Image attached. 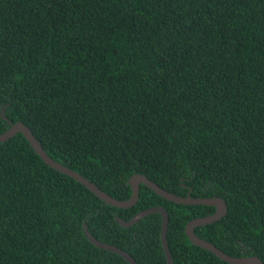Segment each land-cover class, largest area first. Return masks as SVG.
<instances>
[{
    "label": "trees",
    "instance_id": "trees-1",
    "mask_svg": "<svg viewBox=\"0 0 264 264\" xmlns=\"http://www.w3.org/2000/svg\"><path fill=\"white\" fill-rule=\"evenodd\" d=\"M23 122L57 162L119 200L142 174L178 196L221 197L195 233L264 262V0H0V134ZM228 264L193 245L194 218L144 185L129 209L51 167L19 133L0 143V264Z\"/></svg>",
    "mask_w": 264,
    "mask_h": 264
},
{
    "label": "water",
    "instance_id": "water-1",
    "mask_svg": "<svg viewBox=\"0 0 264 264\" xmlns=\"http://www.w3.org/2000/svg\"><path fill=\"white\" fill-rule=\"evenodd\" d=\"M2 119L6 120L10 124V128L5 132L0 134V143H5L9 139L13 138L17 134L21 133L25 139L30 143V146L33 148L35 153L44 161L47 166L51 167L52 169L67 175L68 177L74 179L76 182L80 183L84 187H86L90 192L95 194L99 199H101L105 204L120 208V209H129L132 208L134 205L137 204L140 198V188L141 185L146 186L153 192H155L158 196L163 199L168 200L169 202H173L178 205H205V206H212L215 207V213L209 216L198 217L194 218L189 221L185 226V233L188 237L189 241L198 247H201L220 260L228 263V264H264V262L256 257V256H249V257H235L231 256L221 249H219L216 245L212 244L209 241H206L199 236L196 235L195 229L197 227L206 226L208 224H212L218 220H221L228 211V206L226 201L221 197H193L191 192L188 193L187 196H178L176 194L170 193L169 191L163 189L158 184L150 180L148 177L142 174H135L133 175L128 184L131 188V196L129 199L126 200H119L108 193L104 192L100 189L95 183L91 182L89 179L85 178L80 173L74 171L73 169L65 166L56 160H54L51 156L47 154L44 150L41 143L36 139L32 130L23 122L19 121L16 123H12L6 116L4 111L1 113ZM153 213H159L162 216V228H161V241L162 246L166 255L167 264H173L172 256L169 250L168 241H167V230L169 224V216L168 212L162 208L161 206H155L149 208L147 210L141 211L132 217L130 220L125 221L121 218H116L117 223L124 228L131 227L143 217L148 216ZM84 234L86 238L96 247L104 250H108L112 253L118 254L122 256L129 264H138L134 258L125 252L124 250L117 248L108 243L101 242L97 240L94 236L90 234L88 231L87 226L84 224Z\"/></svg>",
    "mask_w": 264,
    "mask_h": 264
}]
</instances>
